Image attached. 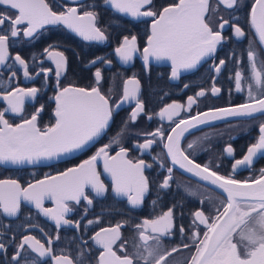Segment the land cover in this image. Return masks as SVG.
<instances>
[{"label":"snow or ice","instance_id":"snow-or-ice-1","mask_svg":"<svg viewBox=\"0 0 264 264\" xmlns=\"http://www.w3.org/2000/svg\"><path fill=\"white\" fill-rule=\"evenodd\" d=\"M102 4L110 5L115 13L135 19H150L146 46L141 49L136 35H123L114 49L119 60L123 64H130L139 55L146 69L153 59L170 61V79L173 80L178 79L182 71L195 69L206 58L215 60L217 47L230 39L223 35L226 29H230L237 39L246 35L237 14L245 7L244 0H169L159 5L157 0H102ZM57 6L63 10L54 11L48 0H0V9H3L0 10V100L6 102V107L0 109V163L34 165L46 160H59L81 151L107 134L114 113H118L126 104L134 102V107L117 132L109 138V142L78 166L56 175H46L44 179L29 182L26 186L18 180H0V215L19 217L22 202H27L34 206L38 214L54 222L57 229L55 234L49 235L29 214L24 223L28 229H39L44 233L46 246L31 234H22L17 240L11 225L0 221V257L7 258L6 262L0 260V264H40L42 258H50L53 264H74L69 254H63L64 250H61L62 254H54L51 245L60 240L59 229L62 226L80 229L81 220L86 219L89 206L93 204L87 189L98 198L105 197L109 192V187L97 170L98 160L102 159L103 171L111 177V191L116 196L126 197L133 208L142 206L149 192V177L145 175V170L152 165L143 159H129L130 149L122 144L126 135L130 134V125L135 124L141 115L149 121L158 116L161 120L172 122L174 127L165 129L161 126L152 132H136L135 135L143 138V143L137 141L135 149L145 153L158 140H166L163 145L166 149L164 155L170 158L173 166L178 165L180 169L222 190V209L214 208L209 215L205 214L203 208L191 213V242H181L170 249L163 247L162 240L171 237L174 231L180 234L185 232L183 224L177 229L174 217L173 209L182 207L180 204H174L159 216L144 218L133 225L135 239L139 243L132 244L131 254L125 250L126 242H121L114 250L117 242L122 240L120 229L126 226L127 221L117 223L114 227L100 228L87 239L79 237L75 264H86L85 258L92 251L88 247L89 241L100 249L95 264H168V257L181 249H194L185 264H264V168L260 169L258 178L241 181L231 176L225 177L211 169V161L202 166L181 147V138L185 133L199 125L230 117L255 119L257 114L264 115V57L255 48L256 43H259L260 48L264 49V0H254L250 6L248 23L257 39L249 40L241 54V60L246 58L247 65H243L240 60L234 61V68L239 70H235L230 77L237 92H247V101L235 107L198 111L187 119H174L185 110V105L178 102L165 105L157 113L146 111L141 98V82L136 74L123 80L118 99L114 95L115 87L110 85L102 91L103 76L100 68L95 70L93 86H61V76L67 71L68 59L64 52L55 50L60 47L59 44L48 45L40 54L54 64V69L43 68V61L37 64L38 54L35 53L30 55V61L38 71L30 73L29 60L18 53L11 57L12 63H8L10 38L22 35L30 41L35 40L39 30L45 26L63 25L85 41H108L109 36L98 26V13L94 10L97 5L85 4L82 0H68ZM221 9L228 13V19L221 14ZM9 11L15 14L9 15ZM13 42L19 43L18 40ZM230 55L236 57L235 52ZM97 61L111 64L106 57L100 56L89 61V65H95ZM225 64V60L220 59L218 64L213 63L211 67L219 74ZM17 65L26 79H34L43 73L42 86L12 87V83L17 80V71L20 70ZM5 71L9 73L6 77L3 76ZM50 73L55 77L54 95L49 97L55 102V123L41 126L38 118L45 109L44 104L35 108L28 118L22 114L25 112V101L34 102L37 95L48 87L47 78ZM184 87L187 88L188 84ZM209 91L216 95L221 89L213 86ZM205 95L206 91L202 89L195 96H189L187 112L190 113L197 99ZM160 99L163 100V96ZM6 113L20 116L21 122L10 123L5 118ZM165 131L169 132L167 136ZM258 131L259 136L255 143L248 146L247 154L242 159H235L231 165L233 172L241 166H251L258 155L264 156V122L259 123ZM194 143L189 142L187 149H193ZM113 145L118 146L119 150L110 155ZM223 151L234 159L231 144ZM155 159L160 162V167H165L162 156L157 155ZM166 172L167 175L157 183L158 190L170 188L175 181L173 167H167ZM187 192L190 195L196 194L193 189H187ZM46 200L54 201L55 207H44ZM82 200L84 208L80 219H67L66 216L74 210L70 202L80 205ZM200 203L203 205V200ZM179 215L182 217L183 213ZM98 222V219L86 220L87 225ZM201 225L206 229L203 232L198 230ZM75 239L72 237L69 242ZM9 248L12 249L11 255L8 253ZM118 251L123 254L119 255ZM31 253H35V256H31Z\"/></svg>","mask_w":264,"mask_h":264},{"label":"flooded vegetation","instance_id":"flooded-vegetation-1","mask_svg":"<svg viewBox=\"0 0 264 264\" xmlns=\"http://www.w3.org/2000/svg\"><path fill=\"white\" fill-rule=\"evenodd\" d=\"M67 2L68 0H48V3L53 7L54 11L63 10L57 5H63ZM168 2L169 0H157V5ZM82 3L97 5L94 10L98 13V26L102 30H105L106 35L109 36L108 41L104 43H88L80 40L62 25L45 26L44 29L39 30L35 40L30 41L29 38H25L22 35L18 38H10V59L8 63H12L11 57H14L18 53L25 60H29L30 73L34 70L38 71L39 69L34 68L30 61V55L35 53L38 54L37 64L43 61V68L54 69V64L46 56L40 54L48 45L59 44L60 47L55 50L64 52L68 59L67 71L61 76V86H93L95 84V70L96 68H100L103 76V80L101 81L103 85L102 91H105L111 85L115 87L116 91L114 95L118 99L122 91L123 80L136 74L141 82V98L145 103L146 111L157 113L162 107L173 102L185 105V110L181 111L180 117L174 119H184L198 111L247 101V92H237L234 87V81L230 77L233 76L235 70H239L234 68V61L240 60L243 65H247L246 58L241 60V54L246 49L249 40L255 41L257 39L254 35V30L251 29L248 23L250 6L254 3V0H244L245 7L237 13L240 16V26L246 33L245 37L237 39L230 29H226L223 35L230 37V39L217 47L215 60L207 58L198 68L181 73L180 77L175 80L170 79L171 66L150 64L146 69L140 56H137L130 66H125L116 58L114 49L118 46L120 38L123 35H136L141 49L146 46L150 19L141 18L134 20L124 14L115 13L109 5H103L102 0H82ZM69 6L75 5L69 4ZM8 14L14 15L15 13L9 11ZM221 14L225 19L229 18L228 13L223 9H221ZM14 40H18L19 43H14ZM255 48L264 57V49L260 48L259 43H256ZM232 52L236 53V57L230 55ZM100 56L106 57L107 60L111 61V64L106 62L102 64L97 61L95 65H89V61ZM220 59H224L226 64L221 68L220 73L217 74L212 70L211 66L213 63L218 64ZM17 69H20L19 65H17ZM7 75H9L8 72H3L4 77ZM47 79L48 87L37 95L34 102L29 100L25 101V112L22 114L24 118H28L29 114L35 108H38L40 104H44L45 109L38 118L41 126L55 123V102L49 99V97L54 95L53 85L55 84V77L50 73ZM43 80V73L34 79H26L23 76L22 69H20L17 71V80L11 86L40 88ZM185 84H188L187 88L184 87ZM213 86L220 88V93L212 95L209 90ZM202 89L206 91V95L198 98L196 104L192 106L191 112L188 113L186 110L187 98L189 96H195ZM164 93H167V95H164ZM161 96H163V100L160 99ZM4 107H6V102L0 100V109ZM133 107L134 103L123 107L118 113H114L107 134L93 142L83 151L59 162L45 166L6 167L0 165V180H18L21 185L26 186L29 182L34 183L37 180L44 179L46 175H56L70 167L78 166L109 142V138L117 132L122 121L131 112ZM5 118L13 124L21 122V117L15 114L6 113ZM261 122H264V115L259 114L255 116V119L234 118L220 121L200 128L185 136L182 147L192 159L201 165L208 164L211 161V169L217 171L219 175L225 177L231 176L241 181L257 178L260 176V169L264 168V156L258 155L253 159L251 166L237 168L235 172H233L231 165L235 162V159H242L243 155L247 154L248 146L256 142V138L259 136L258 125ZM161 126L168 129L169 126L174 127V124L166 119L161 120L158 116H154L149 121L141 115L135 124L130 125V134L126 135L122 141L123 146L130 149L129 159H133L134 161L136 159H143L146 163L152 165L151 168L145 170V175L149 177V192L146 194L142 206L133 208L128 204L126 197L116 196L111 191V179L103 171L102 159L98 160L97 170L101 173V179L109 187V192L105 197L98 198L95 197L90 189L86 190L89 197L93 199V204L89 206L87 217L85 220H81L80 229H75L71 226H62L59 229L60 240L55 241L51 245L54 254H62L61 250H64L63 254H69L75 264L77 260L76 249L80 245L79 237L83 236L84 239H87L96 231H99L100 228L114 227L117 223H123L125 221L128 223L120 229L122 240L117 242L114 250L118 248L121 242H126L125 250L131 254L133 251L132 244L139 243L138 239H135L136 234L133 230V225L140 223L144 218L151 219L159 216L174 204H180L182 207L173 209L174 217H176L177 229L179 225L183 224L185 232L184 234H180L178 231H174L171 237H166L162 240L163 247L170 249L173 246L180 245L181 242H191V231L189 228L192 220L191 213L203 208L205 214L209 215L213 213L214 208L222 209V201L224 200L222 194L208 185L183 174L171 164L169 158L164 155L166 149L163 145L166 143V140H158V143L154 144L153 148L145 153H141L135 149L134 144L137 141L143 143V138L135 135L136 132H152L155 128ZM168 134L169 132L165 131V136ZM192 141H195L193 149L188 150L186 146ZM229 144L234 149V159L223 151ZM118 150L119 147L113 145L109 154L114 155ZM157 155L162 156L165 167L159 166L160 162L155 159ZM167 167H173L175 181L171 184L170 188L158 190L157 183L162 181L164 176L167 175ZM187 189L195 190L196 194L190 195ZM201 200L204 202L203 205L200 203ZM153 201H156V203L153 204ZM70 206L74 210L66 218L71 221L80 219L83 215L82 209L84 208V201L82 200L80 205H75L74 202H70ZM44 207L54 208L55 202L46 200ZM180 213H183L182 217L179 215ZM29 214L34 218V222L43 228L44 232H47L49 235L57 232L54 222L43 217L42 214H38L34 206L27 202H22L19 217L7 218L0 215V221L11 225V231L16 233L17 240L22 234H31L36 236L41 243L46 244V237H44L43 232L39 229H28L24 223L29 218ZM96 219L99 220L98 223L92 225L86 224V220ZM198 230L203 232L206 229L201 225ZM72 237H76V239L70 243L69 241ZM88 247L92 251L90 256L85 258L86 264H89V262L90 264H95L100 249L91 241H89ZM11 252L12 249L9 248V255H11ZM193 252L194 249H181V251L168 257V264H185ZM118 254L122 255L123 253L118 251ZM31 256L34 257L35 253H31ZM0 260L6 262L7 258L0 257ZM40 264H53V262L50 258H42L40 259Z\"/></svg>","mask_w":264,"mask_h":264},{"label":"water","instance_id":"water-1","mask_svg":"<svg viewBox=\"0 0 264 264\" xmlns=\"http://www.w3.org/2000/svg\"><path fill=\"white\" fill-rule=\"evenodd\" d=\"M109 7L111 8V6L109 5ZM124 15H126V14H124ZM127 16V15H126ZM129 18H131V19H134V20H138V19H135V18H132V17H130V16H128ZM141 19V18H140ZM63 26V25H62ZM65 27V26H64ZM66 28V27H65ZM72 34H74L76 37H78L80 40H82V41H84V42H88V43H100V42H92V41H85L82 37H80L78 34H76V33H74V32H72L70 29H68ZM104 43V42H103ZM137 56H139V55H137ZM116 58L119 60V58H118V56L116 55ZM207 59V58H206ZM120 61V60H119ZM205 61V60H204ZM204 61H201V63L196 67V68H198ZM121 62V61H120ZM122 63V62H121ZM132 63H130V64H124L125 66H130ZM150 64H157V65H168V66H171V64H170V61H156V60H152L151 62H150ZM149 64V65H150ZM149 65L147 66V68L149 67ZM195 68V69H196ZM189 71V70H188ZM184 72H186V71H182V73H184ZM128 78H130V77H128ZM127 78V79H128ZM73 86V85H72ZM75 87H78V86H75ZM3 101V100H2ZM134 103V102H133ZM132 103V104H133ZM245 103V102H244ZM239 104H243V103H238V104H230V105H224V106H219V107H215V108H223V107H235L236 105H239ZM129 104H126L125 106H128ZM131 105V104H130ZM124 106V107H125ZM210 109V108H209ZM209 109H205V110H203V111H200V112H205V111H208ZM196 114V113H195ZM195 114H193V115H195ZM188 117H186V118H184V119H187ZM229 119H234V118H226V119H222V120H216V121H211V122H209V123H207V124H203V125H199V126H197V127H195V128H192V129H189V131L188 132H186L185 133V135H184V137H182L181 138V147H182V143H183V140H184V138H185V136H187L188 134H190V133H192V132H194V131H196V130H198V129H200V128H203V127H206V126H208V125H211V124H214V123H217V122H220V121H224V120H229ZM92 143H90L88 146H90ZM87 146V147H88ZM86 147V148H87ZM85 148V149H86ZM183 148V147H182ZM84 150V149H83ZM83 150H81V151H83ZM81 151H77V152H74V153H71V154H68V155H66V156H63L61 159H59V160H50V161H48V160H46V161H42V162H40V163H38V164H23V165H12V164H4V163H0V165H3V166H6V167H33V166H45V165H50V164H53V163H56V162H59V161H61V160H63V159H65V158H67V157H69V156H71V155H75V154H77V153H79V152H81ZM191 158V157H190ZM169 160H170V158H169ZM171 161V160H170ZM198 163V162H197ZM200 164V163H199ZM203 166V165H202ZM175 167H176V169H178L180 172H182L183 174H185V175H187V176H189L190 178H192V179H195V180H197V181H200V182H202V183H204V184H206V185H208L209 187H211V188H213V189H215L217 192H219L220 194L222 193V190H220V189H218L216 186H211V185H209V183L208 182H205V181H202L199 177H196V176H194V174H192V173H188L186 170H183V169H180L179 168V166L178 165H175ZM241 167H246V166H241ZM105 173V175L109 178V179H111V177H110V175L108 174V173H106V172H104ZM258 178V177H257ZM35 183V182H34ZM123 198V197H122Z\"/></svg>","mask_w":264,"mask_h":264},{"label":"trees","instance_id":"trees-1","mask_svg":"<svg viewBox=\"0 0 264 264\" xmlns=\"http://www.w3.org/2000/svg\"><path fill=\"white\" fill-rule=\"evenodd\" d=\"M148 90V89H147Z\"/></svg>","mask_w":264,"mask_h":264}]
</instances>
